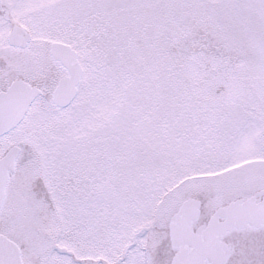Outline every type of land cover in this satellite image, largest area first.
<instances>
[{"label":"snow or ice","instance_id":"obj_1","mask_svg":"<svg viewBox=\"0 0 264 264\" xmlns=\"http://www.w3.org/2000/svg\"><path fill=\"white\" fill-rule=\"evenodd\" d=\"M0 264H264V0H0Z\"/></svg>","mask_w":264,"mask_h":264}]
</instances>
